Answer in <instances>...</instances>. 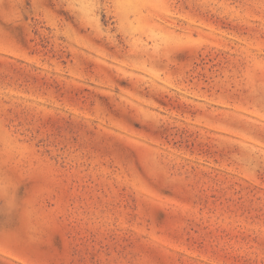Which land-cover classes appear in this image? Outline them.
<instances>
[{"label":"rangeland","instance_id":"rangeland-1","mask_svg":"<svg viewBox=\"0 0 264 264\" xmlns=\"http://www.w3.org/2000/svg\"><path fill=\"white\" fill-rule=\"evenodd\" d=\"M0 264H264V0H0Z\"/></svg>","mask_w":264,"mask_h":264}]
</instances>
